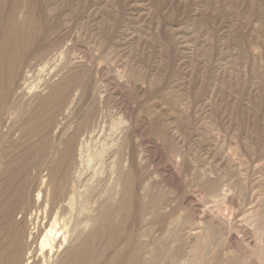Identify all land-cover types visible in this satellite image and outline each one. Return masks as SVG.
Wrapping results in <instances>:
<instances>
[{
  "label": "rangeland",
  "instance_id": "374dc122",
  "mask_svg": "<svg viewBox=\"0 0 264 264\" xmlns=\"http://www.w3.org/2000/svg\"><path fill=\"white\" fill-rule=\"evenodd\" d=\"M51 1V26L43 43L54 49L52 56L41 59L37 52L25 66L45 77L47 85L35 87L36 80L25 86L26 98H43L62 77L88 66L99 100L121 90L113 81L137 93V112L157 105L177 147L173 151L167 140L148 144L141 183L157 195L160 214L179 219L180 225L160 232L155 223L154 236L188 249L180 264H203L185 244L188 226L197 227L195 246L206 242L202 247L211 259L218 254L260 263L254 252L264 247L257 226L264 213V0ZM58 48H63L60 56ZM135 71L143 79L129 80ZM156 90L160 97L148 98ZM83 103L75 101L67 125L86 108ZM10 123L1 125L3 135ZM5 138L6 144L14 142L19 133ZM219 178L223 185L212 196L203 184ZM154 213L151 209L146 221H154ZM211 225L218 229L214 234ZM62 257L63 251L55 254L53 264H61Z\"/></svg>",
  "mask_w": 264,
  "mask_h": 264
},
{
  "label": "bare ground",
  "instance_id": "6f19581e",
  "mask_svg": "<svg viewBox=\"0 0 264 264\" xmlns=\"http://www.w3.org/2000/svg\"><path fill=\"white\" fill-rule=\"evenodd\" d=\"M51 3L0 0V127L11 120L5 135L19 133L18 140L6 144L0 130V264H53L52 257L60 251L64 256L61 264H180L188 249L184 247V251L180 243L169 246L154 236L155 223L157 231L163 232L168 226L176 228L180 221L161 215L157 195L145 191L141 183L144 177L140 169L148 144L167 140L173 151L177 147L157 105L141 106L137 112L133 107L137 93L113 81L121 90H111L101 101L102 96L93 93L88 66L62 77L43 98H26L25 86L36 80L35 87L47 85L45 77L25 66L37 52L41 59L52 56L54 49L43 43L51 26ZM62 49L55 53L60 56ZM44 68L39 71L44 73ZM139 73L129 80L143 79ZM157 94L159 90L149 91L147 96ZM110 98L117 100L110 104ZM79 100L87 103H83L86 108L67 125ZM221 178L203 184L212 196L223 185ZM151 209L154 221H146ZM261 216L262 226H257L263 230L264 240V213ZM144 224L148 226L142 230ZM210 227L211 234L218 230ZM198 232L197 227H186L185 244L203 264H248L233 257L219 258L218 254L212 260L202 247L206 242L200 240L203 245L195 246ZM254 254L260 259L256 264H264V247Z\"/></svg>",
  "mask_w": 264,
  "mask_h": 264
}]
</instances>
